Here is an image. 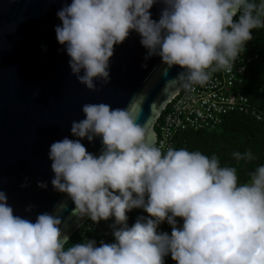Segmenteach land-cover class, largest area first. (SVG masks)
Segmentation results:
<instances>
[{"label":"clouds","instance_id":"obj_1","mask_svg":"<svg viewBox=\"0 0 264 264\" xmlns=\"http://www.w3.org/2000/svg\"><path fill=\"white\" fill-rule=\"evenodd\" d=\"M71 0L56 16L55 37L70 58V73L88 90L109 82L114 45L139 34L144 59L159 56L166 70L179 66L168 83L191 91L213 73L230 71L252 30L264 28V0ZM84 118L71 122L67 137L50 144L51 185L66 194L71 215L94 224L112 219L113 240L69 243L58 213L29 219L14 214L0 191V264H264V164L240 182L237 168L216 155L168 147L162 150L146 122L131 107L85 103ZM100 138L98 155L80 142ZM250 163L251 150L234 151ZM27 186L26 183L21 187ZM46 188L44 182H37ZM31 205L25 211H30ZM143 209L129 225L127 213ZM177 218H179V223ZM166 222L171 231H159Z\"/></svg>","mask_w":264,"mask_h":264},{"label":"water","instance_id":"obj_2","mask_svg":"<svg viewBox=\"0 0 264 264\" xmlns=\"http://www.w3.org/2000/svg\"><path fill=\"white\" fill-rule=\"evenodd\" d=\"M68 3L0 0V191L14 214L33 220L64 201L58 215L62 232L71 237L87 218L71 215L72 201L53 189L50 144L65 137L79 139L70 133L71 122L84 118L83 104L101 102L131 107L139 113L137 122H146L156 138V122L180 89L168 81L183 69L174 65L166 70L159 56L145 60L139 34L130 31L114 45L109 82L97 80L96 90H88L70 73V58L55 37L54 27L61 23L56 12ZM162 7L157 0L149 10L153 20L159 19ZM80 142L94 155L102 148L99 137ZM38 181L47 187H38ZM29 205L31 210L25 211Z\"/></svg>","mask_w":264,"mask_h":264},{"label":"trees","instance_id":"obj_3","mask_svg":"<svg viewBox=\"0 0 264 264\" xmlns=\"http://www.w3.org/2000/svg\"><path fill=\"white\" fill-rule=\"evenodd\" d=\"M250 54H258L248 67L244 83L238 87L246 93L250 103L263 114V119L258 120L250 114L241 112L229 113L217 129L213 130H186L177 132L173 137V148H186L199 150L206 155H216L221 166H234L237 168L238 180L242 183L248 179L250 172L256 165L264 164V28L254 29L252 40L248 49ZM162 116L159 120H161ZM157 128V126H156ZM251 150L256 159L250 163L243 161L237 163L232 157L234 151L243 153ZM128 215V224L131 225L138 216H147L143 209L134 208ZM178 223L179 218H177ZM101 226L108 230L107 235H98L90 231L84 232L80 227L70 237L69 243L83 242L85 239H95L97 244L101 240L111 242L113 237L109 225L112 219L102 220ZM159 231L169 232L170 226L163 222ZM164 264H176L169 256L164 257Z\"/></svg>","mask_w":264,"mask_h":264},{"label":"built area","instance_id":"obj_4","mask_svg":"<svg viewBox=\"0 0 264 264\" xmlns=\"http://www.w3.org/2000/svg\"><path fill=\"white\" fill-rule=\"evenodd\" d=\"M250 42L251 40L246 43L237 56L230 71L213 73L205 85H197L191 91L183 88L178 90L160 115L161 120L159 117L156 122V141L162 150L172 146L177 132L216 129L234 111L250 114L258 120L263 119V114L238 87L244 83L249 65L258 58V54L248 52ZM102 223L103 221L94 224L86 219L80 227L84 232L107 235L108 230L101 226Z\"/></svg>","mask_w":264,"mask_h":264},{"label":"rangeland","instance_id":"obj_5","mask_svg":"<svg viewBox=\"0 0 264 264\" xmlns=\"http://www.w3.org/2000/svg\"><path fill=\"white\" fill-rule=\"evenodd\" d=\"M217 129V128H216Z\"/></svg>","mask_w":264,"mask_h":264}]
</instances>
